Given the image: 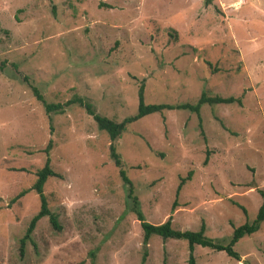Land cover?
Listing matches in <instances>:
<instances>
[{
  "label": "rangeland",
  "instance_id": "1",
  "mask_svg": "<svg viewBox=\"0 0 264 264\" xmlns=\"http://www.w3.org/2000/svg\"><path fill=\"white\" fill-rule=\"evenodd\" d=\"M141 80L146 104H193L201 93L240 100L203 105V136L183 110L126 127L115 147L144 221L171 215L179 231L203 223L207 238L225 244L255 218L264 192V0H0V264H187L186 241L143 243L108 135L84 108L45 114L30 89L47 103L79 97L120 122L137 110ZM48 140L57 177L42 190L60 229L41 218L20 251L39 201L34 191L9 201L35 182ZM233 250L238 261L200 246L192 255L195 264H264V221Z\"/></svg>",
  "mask_w": 264,
  "mask_h": 264
},
{
  "label": "trees",
  "instance_id": "2",
  "mask_svg": "<svg viewBox=\"0 0 264 264\" xmlns=\"http://www.w3.org/2000/svg\"><path fill=\"white\" fill-rule=\"evenodd\" d=\"M99 7H105L104 4L99 3ZM209 65V63H207ZM143 80H141L138 90H137V110L136 112L124 119L120 122H114L111 119L106 117L100 116L99 114L95 113L92 106L88 103L84 102L79 97H73L67 100L64 103H47L42 95L38 92V90L30 86L31 92L35 99L41 104L44 109L45 114H61L64 111V108L69 107L72 104H78L80 107H83L86 114L91 116L93 121L95 122L97 129L99 131H103L108 135L109 139V157L114 164V166L118 170V177L121 183L126 186L127 189V198L131 200L132 206L130 208L131 212H133L136 216V219L139 221L140 228L143 235V243H146L148 238L151 235L159 236L162 240L173 239V240H183L187 243V250H188V260L187 264H195L192 252L194 246H200L203 248H208L216 252H224L228 257L238 261L239 257L238 254L233 250V246L244 236H249L255 233L259 229V225L261 222L264 221V192L260 191L259 195L261 197V205L259 206L255 218L251 222H245L244 224L236 227L233 229L232 234L228 241L225 244L215 242L210 238H207L204 235V224L201 223L199 229L197 231H179L175 230L171 226L172 216H168L167 219L158 225H153L144 221L143 216L138 209L137 199L133 195L132 190V183L129 180L126 172L123 168L122 161L120 159L119 154L116 152L115 143L120 138L121 134L126 130V127L131 123L137 121L138 119L150 115V114H161L165 111H172V110H183L188 111L189 113H193L197 117V125L200 129L199 133L203 136V131L201 128V120L199 116L200 108L203 105L213 106L219 104H231L237 103L240 105V100L235 99L233 97H220L217 95L208 96L204 93H201L195 103H180V104H146L144 102V95H143ZM52 130H50L51 132ZM52 148L51 140H48L46 147L44 148L43 152L45 154V160L43 166L37 170L36 172V180L28 190H22L18 194H16L10 201L9 205L15 203L18 199L23 197L28 191H34L38 197L39 201V209L37 213L30 219L23 236L19 240L20 244V251H22L23 246L26 241H31V233L35 228L36 223L43 217H47L50 223V226L59 231V225L57 223L56 216L51 213L47 207V201L43 194V186L46 180L50 177H57V175L51 170L50 168V160L48 157L49 151ZM206 155L208 153L206 152ZM207 157V156H206ZM207 158H205L204 163H206ZM191 173L189 172L186 178H182L176 188V196L178 195L181 187L185 183V181L189 180ZM175 202L172 204L171 210H174Z\"/></svg>",
  "mask_w": 264,
  "mask_h": 264
}]
</instances>
